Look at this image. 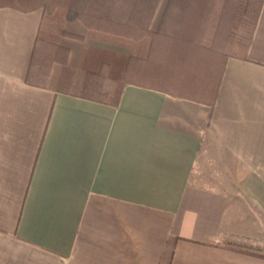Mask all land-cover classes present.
Masks as SVG:
<instances>
[{
	"label": "crops",
	"instance_id": "1",
	"mask_svg": "<svg viewBox=\"0 0 264 264\" xmlns=\"http://www.w3.org/2000/svg\"><path fill=\"white\" fill-rule=\"evenodd\" d=\"M43 18L0 7V264H264V0L211 108L26 83Z\"/></svg>",
	"mask_w": 264,
	"mask_h": 264
},
{
	"label": "trees",
	"instance_id": "2",
	"mask_svg": "<svg viewBox=\"0 0 264 264\" xmlns=\"http://www.w3.org/2000/svg\"><path fill=\"white\" fill-rule=\"evenodd\" d=\"M144 1L142 9L141 0H0V7L20 11L39 8L43 14L63 8L66 21H79L91 32L127 40V51L120 54L124 60L119 86L108 70L110 62L104 51L94 67L86 68L81 86L85 97L110 101L130 83L211 108L226 59L244 56L247 50L262 0ZM137 3L140 13L135 11ZM56 33L49 30L42 35L40 30L37 34L26 83L46 86L56 64L60 72L66 68L70 48L55 41ZM61 84L60 80L58 86Z\"/></svg>",
	"mask_w": 264,
	"mask_h": 264
},
{
	"label": "rangeland",
	"instance_id": "3",
	"mask_svg": "<svg viewBox=\"0 0 264 264\" xmlns=\"http://www.w3.org/2000/svg\"><path fill=\"white\" fill-rule=\"evenodd\" d=\"M143 4L141 5V9L145 5V1L141 0ZM140 3V0H139ZM140 6H138V3L135 7V11H139ZM140 13V12H138ZM137 18V17H136ZM66 20L63 17V8H57L52 13H45L44 18L42 20V26H41V34L46 35L49 30H51L53 33H56L57 36L54 37L55 41L59 42L60 44L69 46L70 48V54L69 58L67 60V66L65 69L62 70L61 76L64 77H73L75 78V86L73 85L72 88L74 90H78V84L81 83L85 74H86V68H92L98 62V57H100L102 52H107L108 61L110 62L108 70L109 72L117 77L116 79V86H119L120 80L118 78V73L120 71V65H122V62L124 60V57L121 56V52L127 51V40H124V37L115 36L111 34H100L91 32L88 29H86V32L79 34L74 31H71V33H76L79 36H74L66 33H62L61 31L67 28H74L82 27L81 23L79 21H71L76 23H67ZM114 39H118V42H115ZM83 47V52L78 59V54L80 50ZM118 51V52H117ZM100 60V59H99ZM99 63H97L98 65ZM101 64V63H100ZM99 64V66H100ZM99 68V67H98ZM53 72L51 74L50 80L48 81L49 84H52L54 81L55 74L57 73L59 69V64H56L53 68ZM113 75V76H114ZM83 77V78H82Z\"/></svg>",
	"mask_w": 264,
	"mask_h": 264
}]
</instances>
